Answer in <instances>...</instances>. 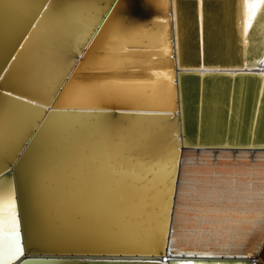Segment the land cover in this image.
I'll return each instance as SVG.
<instances>
[{"label": "water", "instance_id": "1", "mask_svg": "<svg viewBox=\"0 0 264 264\" xmlns=\"http://www.w3.org/2000/svg\"><path fill=\"white\" fill-rule=\"evenodd\" d=\"M198 3L0 0V179L14 192L23 250L8 264H264V32L255 40L264 8L252 20L245 51L244 0H201L202 20ZM131 21L166 24L169 52L162 61L155 54L145 64L124 62L153 52L147 44L119 46L125 34L115 28ZM48 55L57 63H49V74L40 61ZM114 56L123 62L107 66ZM158 71L169 74L162 80L172 90L168 106L66 100L74 84L153 81ZM94 121L115 136L137 123L149 130L147 162L156 164L158 152L170 157L165 184L148 204L156 217L149 240L94 224L70 211L66 197L39 190L36 146L52 149L57 176L81 152L79 140L94 131ZM134 148L133 158L140 152Z\"/></svg>", "mask_w": 264, "mask_h": 264}, {"label": "bare ground", "instance_id": "2", "mask_svg": "<svg viewBox=\"0 0 264 264\" xmlns=\"http://www.w3.org/2000/svg\"><path fill=\"white\" fill-rule=\"evenodd\" d=\"M199 16L202 20V3L199 0ZM259 9L256 11V15L253 19L256 18ZM242 16H243V26L241 35L242 42L245 47V51L247 50V41L248 31L250 26H247V8L245 7V3L242 8ZM78 19V18H75ZM264 21V20H263ZM121 23V22H120ZM118 24L115 28V31L120 33L121 35L125 34V37H122L124 40L120 43V47L123 43H135V44H147V47L152 48L153 52H149V57H133L129 55L124 62L129 64L138 63L145 64L146 62L151 61V57L155 54H158V61H162L164 59V55L169 52L168 46V30L166 28V24L164 23H156L152 22H133L131 21L126 24ZM130 23V24H129ZM48 24V23H47ZM47 24L43 25V29L47 28ZM71 24H74L71 22ZM52 25L53 28L54 24ZM75 27L77 23L74 24ZM124 25V26H123ZM48 26V27H50ZM57 28V27H54ZM125 30V31H124ZM128 30V32H126ZM67 35V33H71V31H63L60 30ZM264 32V22L260 23L256 28V39L260 38V36ZM45 33V32H43ZM117 33V34H118ZM257 42H254L253 46H255ZM54 57V56H53ZM112 57L106 60L107 66H114L118 61L123 62L119 57ZM50 55L46 56L43 61L42 67L43 71L46 73L50 71L51 67H55L57 63L55 60L49 62ZM143 59V60H141ZM55 62V63H54ZM50 63V64H49ZM54 63V64H53ZM164 74V75H161ZM156 77H160L153 81H141V80H108L101 81L99 83L111 82L113 84L122 86L126 95H114L108 96L105 98H120L124 101L147 104V105H169L171 103L172 90L169 84L166 81H162L165 78H168V72L164 73V71H158L155 73ZM49 79V77H47ZM248 82V80H246ZM97 83L90 84H74L70 89H68L66 100L72 102H80L87 103L93 102L94 98H92L87 92H82L79 94H74V86L80 85L84 88L95 85ZM244 89L248 93L249 85H245ZM243 90V89H242ZM248 101V95H242V102L246 104ZM240 108V107H239ZM130 128H128L125 132H116L114 134L119 137V139L127 145V149L125 153L119 157L118 160L112 162L111 165L105 163L103 160L99 164L100 168V187H101V197L105 193L107 201L101 200L99 205V211L101 215L99 216H90L87 213L81 214L86 220L87 218L90 221L98 223L101 225H114L116 230L126 232L129 236H133V239L140 240H149L153 238V221L156 220L154 218L153 208H150L148 204L152 201V206L155 200H157L158 188L165 184V178L168 170V155H158V159L156 164H150L147 162V157L144 156L147 153L148 144L146 141L148 140L150 134L149 130L142 129L139 124L131 123ZM109 131V130H108ZM112 131V130H111ZM84 134V139L79 140V148L81 149L82 145L87 144H95L97 143L98 138L96 137L94 131L88 130ZM149 142V141H148ZM138 149L140 152L137 153L135 158L130 157L129 150ZM78 149V147H77ZM80 151V150H79ZM72 153L70 159L73 157L72 165L65 167L66 170L63 172V168L58 170L59 174L53 176V180L56 182L51 183V191L54 192L55 198L58 196L61 199V195L66 197V201L69 197L77 192L78 190L83 189V185L80 180L79 173L88 167V162L83 161L81 159V152L74 154ZM134 154V153H132ZM161 154V153H160ZM70 155V154H69ZM68 155V156H69ZM67 156V155H66ZM149 172L151 173V178ZM59 184V185H58ZM59 192V194H58ZM91 194V193H90ZM125 196V199L121 200V195ZM3 201H4V193L0 195V264H8L15 258H10L11 256V247L14 243V240L11 236V215L10 212L5 211L3 209ZM60 201V200H59ZM63 201H65L63 199ZM65 201V202H66ZM67 204V203H66ZM155 219V220H154ZM16 220V216H15ZM94 220H96L94 222ZM99 220V221H98ZM16 232L18 233V224L16 220ZM133 233V234H132ZM19 234V233H18ZM20 243V237H19ZM29 264H42V263H29Z\"/></svg>", "mask_w": 264, "mask_h": 264}, {"label": "snow or ice", "instance_id": "3", "mask_svg": "<svg viewBox=\"0 0 264 264\" xmlns=\"http://www.w3.org/2000/svg\"><path fill=\"white\" fill-rule=\"evenodd\" d=\"M244 3L245 7L247 8V27L251 26L253 17L256 15V11L258 9L264 8V0H251V2L250 0H244ZM56 7H60V4L57 3ZM262 16H264V13H262ZM113 38H118L115 33ZM123 50L127 51V48H124ZM73 91L74 94L87 92L94 99H103L108 96L127 94L122 86L113 84L111 82L97 83L87 88H84L80 85H75ZM8 95H11V93H8ZM29 103H32V101H29ZM41 107L43 106L41 105ZM58 111L60 110L54 109L53 113ZM63 111L67 112L68 109H64ZM78 111L95 113L102 111V109L82 108L78 109ZM3 122L4 113L3 108L0 107V143H2L3 140ZM89 127L94 130L98 140L95 144L81 146V159L88 162L86 172L82 170L79 173L83 189L72 194L66 203L70 211H74L78 214L87 213L90 216H99L101 215L99 211L101 200L103 199L104 201H107L105 196L106 192L103 194V197L100 195L101 175L99 164L103 160L105 163L111 165L113 161L118 160L119 157L125 153L127 145H125L119 139V137L112 135L104 125L98 122L94 121L93 123L89 124ZM55 134H57V132L50 133L48 138L53 137ZM32 163L36 173L39 190L41 192L49 190L57 168L56 160L52 155V149L50 147H42L41 145H37ZM2 171L3 170L0 169V176H2ZM0 192H4L3 209L10 212L11 215L10 234L14 240V243L11 247L10 258H15L20 256L23 250L19 243V234L16 232L14 192L11 186H8L5 189L3 179H0ZM123 199H125V196L122 194L121 200ZM189 255H191V253ZM24 264H27V261H25Z\"/></svg>", "mask_w": 264, "mask_h": 264}]
</instances>
